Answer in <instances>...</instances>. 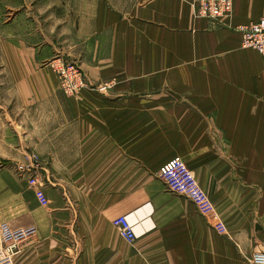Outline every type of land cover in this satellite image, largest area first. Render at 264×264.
<instances>
[{
	"label": "crops",
	"instance_id": "0c3cea01",
	"mask_svg": "<svg viewBox=\"0 0 264 264\" xmlns=\"http://www.w3.org/2000/svg\"><path fill=\"white\" fill-rule=\"evenodd\" d=\"M232 3L214 21L196 0H0V223L36 228L0 264H251L264 251V56L238 29L264 0ZM55 56L80 63L78 95L59 89ZM175 157L205 205L167 190L159 170ZM19 163L36 166L47 205Z\"/></svg>",
	"mask_w": 264,
	"mask_h": 264
},
{
	"label": "built area",
	"instance_id": "2783aa9c",
	"mask_svg": "<svg viewBox=\"0 0 264 264\" xmlns=\"http://www.w3.org/2000/svg\"><path fill=\"white\" fill-rule=\"evenodd\" d=\"M232 0H196L195 13L197 17L209 20H222L231 15ZM242 32L241 45L244 48H253L264 56V16L255 22L238 26ZM49 64L55 72L59 89L67 96H76L87 86L85 74L77 60H68L55 56ZM30 159L34 160V156ZM26 157V161L30 160ZM16 171L27 178L30 186L35 188V196L40 205L45 206L48 200L43 192V185L37 177L35 165L19 163ZM159 177L164 182L167 190L188 198L195 206L207 203V195L198 184L194 173L180 157H175L166 162L159 170ZM112 225L119 235L127 241H133L136 234L133 225L127 216L115 217ZM36 232L34 226L12 228L6 222L0 223V260L14 255L20 244L33 236ZM251 264H264V251L252 254Z\"/></svg>",
	"mask_w": 264,
	"mask_h": 264
},
{
	"label": "rangeland",
	"instance_id": "374dc122",
	"mask_svg": "<svg viewBox=\"0 0 264 264\" xmlns=\"http://www.w3.org/2000/svg\"><path fill=\"white\" fill-rule=\"evenodd\" d=\"M0 11H1V8H0Z\"/></svg>",
	"mask_w": 264,
	"mask_h": 264
}]
</instances>
